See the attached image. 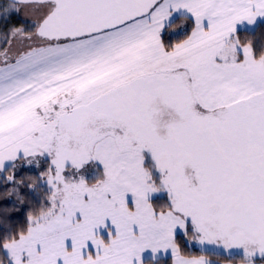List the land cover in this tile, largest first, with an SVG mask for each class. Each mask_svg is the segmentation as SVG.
Wrapping results in <instances>:
<instances>
[{
    "label": "snow or ice",
    "instance_id": "obj_1",
    "mask_svg": "<svg viewBox=\"0 0 264 264\" xmlns=\"http://www.w3.org/2000/svg\"><path fill=\"white\" fill-rule=\"evenodd\" d=\"M0 264H264V0H0Z\"/></svg>",
    "mask_w": 264,
    "mask_h": 264
}]
</instances>
